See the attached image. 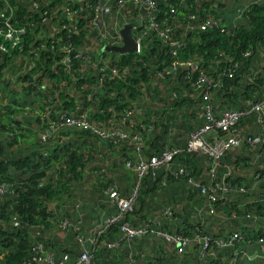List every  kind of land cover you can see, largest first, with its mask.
Masks as SVG:
<instances>
[{
    "label": "trees",
    "instance_id": "16d2710c",
    "mask_svg": "<svg viewBox=\"0 0 264 264\" xmlns=\"http://www.w3.org/2000/svg\"><path fill=\"white\" fill-rule=\"evenodd\" d=\"M58 1L11 0L13 20L27 31L21 50L0 55V186H5L0 194V264H47L33 260L37 244L55 264H76L83 249L92 254L89 264H264V259L234 260L248 241L251 250L261 248L264 254V125L261 111L251 110L264 102V65L260 67L257 49L264 45V0L249 3L240 19L236 8L243 0H159L158 20L167 19L185 44L179 57L197 61L217 81L201 90L191 85L196 73L191 81L179 72L158 77L171 58L155 34L144 37L139 54L120 52L123 44L102 43L104 58H113L97 72L82 56L95 34L88 9L73 6L77 25L70 33H51L43 24ZM190 13L200 18L211 14L219 27L181 36ZM249 48L252 54L244 56ZM233 64L232 75H223ZM113 66L125 75L113 74ZM203 91L209 93L214 117L226 110L245 113L234 127L239 145L219 159L187 149L190 135L206 121ZM76 105L94 107L90 122L128 137L100 139L91 129L69 126L48 134L59 112ZM42 133L47 134L44 142ZM135 134L141 145L133 141ZM247 136L259 140L248 144ZM173 149L178 152L168 164L140 178L134 167H125ZM111 186L123 198L135 190V198L122 218L104 228V221L118 214L107 193ZM225 186L230 188L224 191ZM124 222L150 231L126 239L120 230ZM237 231L241 240L216 244ZM157 232L209 235V252L199 255L202 245L193 241L178 253ZM115 241L117 247L107 246Z\"/></svg>",
    "mask_w": 264,
    "mask_h": 264
},
{
    "label": "built area",
    "instance_id": "2783aa9c",
    "mask_svg": "<svg viewBox=\"0 0 264 264\" xmlns=\"http://www.w3.org/2000/svg\"><path fill=\"white\" fill-rule=\"evenodd\" d=\"M22 1V0H18ZM256 0H243L241 7L236 8L237 18H242L244 12L248 8L249 3ZM78 3L80 9H88L90 11L88 18L90 23L95 29V34L91 38V42L85 46L82 52L83 59L91 64L97 72H100L104 63L108 62L113 56L105 57L101 52L100 45L113 44L122 45V30L126 26H131V35L136 44V52L139 54L143 49L144 37L149 34H155L161 38L164 44L163 50L165 54L170 55V62L166 65L163 71L157 73L158 77H173L177 72L182 73L184 78L191 81V75L196 73L197 78L191 82V85L195 89L201 90L204 85L215 87L217 81L209 77L199 63L192 59H181L179 52L185 47L184 42L175 34V28L168 24L169 22L165 19L163 22L158 20V11L160 10L158 3L159 0H59L58 4L51 11V33L54 34H66L70 33L75 29L77 25L76 9L73 6ZM33 6L36 8L37 3L33 2ZM15 11L14 5L11 0H0V55L10 54L13 50H21L24 44V36L27 31V26L20 25L13 20V14ZM174 7H170L169 14H174ZM185 33H181V36L188 34L194 30L207 31L211 28L219 27V22L211 14H207L206 17L200 18L195 13H190L188 16V23L185 24ZM111 38V42L108 41ZM252 49L242 51L244 56H250ZM261 55V68L264 65V45L257 46ZM64 50L70 51L69 46H65ZM104 50V49H103ZM105 51V50H104ZM131 53V52H130ZM79 56V55H76ZM77 58V57H76ZM63 62L68 65L69 57H66ZM164 64V62H163ZM237 64H233L227 70L222 71V74L231 76ZM113 74L125 75L124 70H121L119 66H113ZM252 78L251 76L248 79ZM154 83V82H153ZM203 105L202 109L205 116V124L193 132L187 142V149L195 151L197 153L204 154L213 159H219L225 150L232 146H237L240 143V135L235 130L238 119L245 114L243 111L237 110H226L220 117H214L212 112L211 104L208 101L209 93L203 91ZM91 98V94L88 95V99ZM261 111V121L264 125V102L260 105L254 104L251 110ZM91 112H94L93 108L83 109L82 106L76 105L73 111L62 110L58 114V121L55 124L49 126L48 134H58L59 129L65 126L69 127H80L82 129H91L95 135L100 139H113L114 137L124 139L128 137V134L123 131L104 129L95 122H90L89 116ZM249 112V111H248ZM128 111L125 116H129ZM125 118V117H124ZM125 121V120H124ZM41 141H46L47 134L42 133L40 135ZM133 141L138 145L140 143V137L138 135L132 136ZM259 140L258 137L251 138L247 136L246 142L248 144H254ZM178 152L177 149L165 151L161 156L150 157L149 159H140L138 163L131 166L129 162L125 164V167H134L137 176L140 178L144 174L148 173L151 168H159L163 165L168 164L173 156ZM46 154V153H45ZM219 188V187H218ZM230 187L225 186L224 191H227ZM204 191V190H203ZM5 192V186H0V194ZM107 193L111 201L116 205L118 214L112 216L104 221V228L109 224L118 221L123 215L132 208V204L135 198V190L129 197H121L115 186H111L107 189ZM214 199L213 196H211ZM211 213H214L213 209H210ZM17 225V222L14 223ZM63 228L67 227V221L61 223ZM120 230L123 233V237L126 239H132L140 237L150 230L146 227L132 226L127 222L120 225ZM102 229L99 230V233ZM160 236L165 238L166 241L173 244L174 248L177 249L178 253H182L186 244L192 243L193 241L200 243L202 248L199 250V255H206L210 246L209 235H197L192 238L184 237L173 232V234L160 233ZM240 231L234 232L228 240L217 241L216 244L231 245L235 241L242 239ZM259 243L262 244L263 239H258ZM119 244L118 241L107 243L108 247L114 248ZM34 252L35 261H44L47 264H55L52 257L49 255H43L41 245L37 244L32 248ZM205 251H207L205 253ZM263 249H252L251 242L248 241V246L242 249L241 252L235 253L234 260L239 257L240 259H246L248 261H255L258 259H264ZM210 255H215L213 252ZM92 254L89 250L83 249L80 253L76 264H89Z\"/></svg>",
    "mask_w": 264,
    "mask_h": 264
},
{
    "label": "water",
    "instance_id": "95a60500",
    "mask_svg": "<svg viewBox=\"0 0 264 264\" xmlns=\"http://www.w3.org/2000/svg\"><path fill=\"white\" fill-rule=\"evenodd\" d=\"M51 19H46L43 24L47 27L49 31H51L50 27ZM127 27V26H126ZM122 39H123V46L119 47L118 50L122 53L124 52H136V44L132 38L131 32L129 28H124L122 30Z\"/></svg>",
    "mask_w": 264,
    "mask_h": 264
},
{
    "label": "rangeland",
    "instance_id": "374dc122",
    "mask_svg": "<svg viewBox=\"0 0 264 264\" xmlns=\"http://www.w3.org/2000/svg\"><path fill=\"white\" fill-rule=\"evenodd\" d=\"M112 49H116V47L115 46H112L111 47ZM91 141H92V143L95 145V146H97V144L94 142L95 140L94 139H90ZM95 149H97V147H94ZM97 151V150H96ZM106 154H108V155H110V152H105ZM133 183H135V180H133Z\"/></svg>",
    "mask_w": 264,
    "mask_h": 264
}]
</instances>
